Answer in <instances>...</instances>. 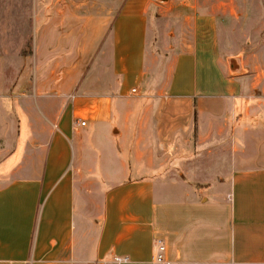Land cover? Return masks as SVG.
Instances as JSON below:
<instances>
[{"label":"crops","instance_id":"0c3cea01","mask_svg":"<svg viewBox=\"0 0 264 264\" xmlns=\"http://www.w3.org/2000/svg\"><path fill=\"white\" fill-rule=\"evenodd\" d=\"M174 2L0 0V264H264V48Z\"/></svg>","mask_w":264,"mask_h":264},{"label":"rangeland","instance_id":"374dc122","mask_svg":"<svg viewBox=\"0 0 264 264\" xmlns=\"http://www.w3.org/2000/svg\"><path fill=\"white\" fill-rule=\"evenodd\" d=\"M114 1L105 0L108 11ZM153 1L157 3L158 0ZM207 5L216 8L220 33L224 38V54L244 50L249 55L253 50L264 48V0H207ZM113 16V13L105 15L107 19ZM150 18L153 21V15ZM170 22L165 16L161 25L167 28Z\"/></svg>","mask_w":264,"mask_h":264},{"label":"built area","instance_id":"2783aa9c","mask_svg":"<svg viewBox=\"0 0 264 264\" xmlns=\"http://www.w3.org/2000/svg\"><path fill=\"white\" fill-rule=\"evenodd\" d=\"M132 92H136V89H132ZM81 124L84 125L85 121H81ZM165 251H166V245L164 241L161 239H157L155 242V254L153 256L154 261L159 264H170L166 258ZM116 260L117 263L119 264L122 258L117 257Z\"/></svg>","mask_w":264,"mask_h":264},{"label":"water","instance_id":"95a60500","mask_svg":"<svg viewBox=\"0 0 264 264\" xmlns=\"http://www.w3.org/2000/svg\"><path fill=\"white\" fill-rule=\"evenodd\" d=\"M168 0H158L159 3H166ZM230 67L233 72H240L242 70L241 68V56L231 57L229 58Z\"/></svg>","mask_w":264,"mask_h":264}]
</instances>
